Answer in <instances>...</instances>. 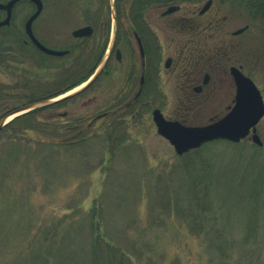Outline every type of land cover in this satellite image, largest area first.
Masks as SVG:
<instances>
[{
  "label": "rangeland",
  "instance_id": "obj_1",
  "mask_svg": "<svg viewBox=\"0 0 264 264\" xmlns=\"http://www.w3.org/2000/svg\"><path fill=\"white\" fill-rule=\"evenodd\" d=\"M191 2L197 3L165 16L163 8L148 12L161 29L165 53L171 55L183 40H172L165 26L193 17L200 23L213 16L225 19L222 41L246 39V34L231 35L247 23L237 6L215 2L200 16L205 1ZM43 8L35 31L50 37L51 45L70 48V55L51 62L41 57L40 63L22 59L16 42L0 30V88L10 108L29 94L22 85L39 87L65 73L73 84L86 76L88 55L71 32L86 25L90 14L114 24V15L92 0H44ZM14 11V25L23 26L34 9L19 3ZM30 67L37 82L16 74ZM103 80L63 104L43 108L34 119L36 130L12 125L0 132V264H264V146L217 141L176 155L156 133L153 108L192 124L207 114L185 112L171 80L164 88L168 97L154 98L147 111L122 110L120 128L111 133L115 140L106 141L107 129L86 128L97 107L111 98L100 88ZM129 101L120 98L119 104L123 108ZM72 124L81 125L86 140H66L78 134L66 132Z\"/></svg>",
  "mask_w": 264,
  "mask_h": 264
},
{
  "label": "flooded vegetation",
  "instance_id": "obj_2",
  "mask_svg": "<svg viewBox=\"0 0 264 264\" xmlns=\"http://www.w3.org/2000/svg\"><path fill=\"white\" fill-rule=\"evenodd\" d=\"M9 1L0 0L3 4ZM92 1L99 4L103 12L106 13L109 10L112 16L114 15V24L108 25V21L103 19L100 13L92 18H89L91 17L90 14L87 18V24L84 25L91 27L90 34L75 38L73 30L71 37L75 41H80L78 49L82 50L83 53H87V62H85L91 64L88 74L81 76L82 81L98 72L96 78L84 91L104 79L100 88L111 95V98L97 109L95 108L93 118L86 125L87 129L92 127H100L99 129L104 131L107 129L109 132L105 138L106 141L115 140L111 133L115 134L120 128V113L122 110L127 108L126 110L132 111L133 108V113H137L139 108V110L147 111L152 106L154 98L168 97V93L164 88L170 80L175 83L176 97L179 98L185 112L192 111L200 114L204 111L207 114L206 117H203L205 120L200 124L189 123L182 116L174 118L163 114L165 119L178 121L182 124L207 125L228 113L235 104L238 91L236 78L239 77V74L249 80L255 87L264 105V15L260 11L251 9L249 3H246L245 0L244 10L236 9V11L247 18V23L240 28L243 29L240 34L235 35V31L231 33L232 36L246 34L244 41L233 43L220 39V31L223 29L225 19L219 21L213 16L206 23H200L194 17L191 18L192 21L186 19L177 22L176 20L175 22L172 21L173 25L165 26L166 29L173 32L172 40L178 36L183 39L177 43V47L171 52V55L164 52L162 39L159 35L161 29L154 27L152 21L148 19L147 14L152 7L136 16L134 13L129 14L130 11L128 10H120L118 0H113V3L110 0ZM130 1L134 2L136 0ZM204 1H211L209 10L215 2L224 6L233 0ZM25 2L30 4L34 11L36 10L35 6L29 1H18L10 11L8 24L0 26V30H4L8 37L5 36L10 40H14L21 49V58L31 57L32 62L40 63L41 57H43V60L51 62V59H63L70 55V48L61 49L56 45H51L47 40L51 39L50 37L47 38L48 36H46L45 38L44 35H40L35 31L33 25L37 18L31 26L33 37L45 48L66 52L65 55L55 57L45 54L31 41L25 25H14V17L17 15V12L14 11L15 7L19 3ZM43 7L44 0H42L40 14L44 9ZM159 7L162 8L163 6ZM180 7L177 11L180 10ZM206 12L201 14L199 9L197 14L201 16ZM0 13L4 14L3 19H5L7 12L0 10ZM161 15L165 16L163 12ZM120 17L125 18L124 24ZM63 40L67 43L70 39L67 35ZM6 68L9 71L13 70L9 64H6ZM68 68L65 65L66 72ZM16 74L21 76L20 80L22 81L37 82L33 78L35 74L31 67ZM121 74H124L122 79L119 78ZM70 77H72L71 74L66 76L65 73L64 77L52 78L50 81L40 84L39 87L34 85L36 88H34V91L38 92L39 95L44 92L47 93L45 96L57 95L72 87V83L69 81ZM62 80L64 84H58V81ZM118 84L122 85L117 90L114 89ZM245 88L244 90L247 91L248 87ZM125 97L131 99V101L127 103L126 107L122 108L119 99ZM62 115L67 117V113ZM75 121L83 122L84 119L77 118ZM96 123L99 125H96ZM80 126H73L72 124L65 128L66 132L69 130L78 133L75 137L66 138L67 141H71V144L86 140V138L80 137L83 134ZM253 135L258 137L261 147H263L264 114L255 127L250 129L244 140L251 144Z\"/></svg>",
  "mask_w": 264,
  "mask_h": 264
},
{
  "label": "water",
  "instance_id": "obj_3",
  "mask_svg": "<svg viewBox=\"0 0 264 264\" xmlns=\"http://www.w3.org/2000/svg\"><path fill=\"white\" fill-rule=\"evenodd\" d=\"M19 0H11L8 3L1 4L0 10L7 11V17L5 20L0 22V26L8 24L10 10L14 3ZM36 6L35 13L27 20L25 27L27 33L30 35L33 43L43 52L53 55V56H61L65 54V52L53 51L43 47L37 40L33 37L31 33V24L32 21L37 17L42 8L41 0H29ZM211 4L208 1L204 7L201 9V13H203ZM175 8H169L167 12H172ZM91 31L90 27H85L73 32L74 36H84L89 35ZM242 30L236 31L234 34L240 33ZM97 76L95 73L91 82ZM238 84V91L235 97V105L230 112L224 115L219 120L212 122L208 125L204 126H185L180 124L177 121H168L166 120L161 112L156 109L152 112L153 122L156 125L157 134L165 138L170 145L174 148V151L178 155H182L189 150L196 149L200 147L202 144L212 141V140H228L233 143H237L240 140L244 139V137L248 134V131L251 127H254L259 119L264 114V105L260 95L258 94L255 87L250 83L249 80L243 78L240 74L239 77L236 78ZM80 87V86H79ZM245 87H248V90L245 91ZM83 87H80L77 91L66 95L60 99L50 100V101H42L32 103L26 106H23L16 111L9 114L6 118L0 121V130L7 125L10 120L13 118L32 111L34 109L47 106L53 102L61 101L63 99L69 98L82 90ZM253 142L261 145L259 139L256 135L253 136Z\"/></svg>",
  "mask_w": 264,
  "mask_h": 264
},
{
  "label": "trees",
  "instance_id": "obj_4",
  "mask_svg": "<svg viewBox=\"0 0 264 264\" xmlns=\"http://www.w3.org/2000/svg\"><path fill=\"white\" fill-rule=\"evenodd\" d=\"M246 3H249V7L251 9H255L257 11H260L264 15V0H245ZM119 3V8L128 10L130 11L129 14L134 13V15L138 16L142 12L147 11L148 8L150 7H159V6H168V5H178V6H186L187 4H195L197 2H191L188 0H151V1H146V0H136L134 2H131L130 0H118ZM231 6H237L238 9L244 10V0H233L231 3ZM252 5V6H251ZM74 74V73H73ZM76 75V74H74ZM72 86L79 84L83 79L79 78L76 79ZM34 85V84H33ZM20 86V85H19ZM17 86V87H19ZM24 91H27L29 94L28 95H23L20 98L21 103L17 105H13V107H8L7 102H8V97L4 94V89L0 88V120L5 118L7 115H9L11 112L16 110L17 108L26 105L28 103L36 102V101H42L45 99H49L51 96H40L39 94L37 95L38 92L34 91V88H32L30 85H22L20 86ZM19 87V88H20ZM36 89V88H35ZM4 105L6 107H4ZM57 104L51 105L55 106ZM48 107V108H50ZM43 109H36L31 112H28L26 114H23L21 116L16 117L13 119L10 123H8L2 131L7 129L8 127L12 125H16L20 129L24 130H36V122L34 121L35 117L37 114L40 113ZM34 122V123H33ZM35 124V126H34ZM0 131V132H2ZM18 135H20L18 133ZM127 258L130 259L128 254H125Z\"/></svg>",
  "mask_w": 264,
  "mask_h": 264
},
{
  "label": "bare ground",
  "instance_id": "obj_5",
  "mask_svg": "<svg viewBox=\"0 0 264 264\" xmlns=\"http://www.w3.org/2000/svg\"><path fill=\"white\" fill-rule=\"evenodd\" d=\"M202 145H204V144H202ZM202 145H201V146H202ZM201 146H200V147H201ZM200 147H199V148H200Z\"/></svg>",
  "mask_w": 264,
  "mask_h": 264
}]
</instances>
